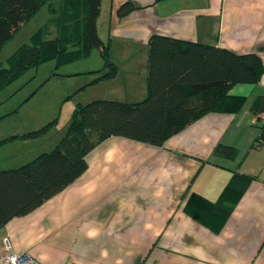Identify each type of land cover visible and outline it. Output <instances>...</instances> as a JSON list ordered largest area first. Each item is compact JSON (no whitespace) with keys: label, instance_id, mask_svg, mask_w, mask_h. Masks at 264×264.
<instances>
[{"label":"crops","instance_id":"obj_1","mask_svg":"<svg viewBox=\"0 0 264 264\" xmlns=\"http://www.w3.org/2000/svg\"><path fill=\"white\" fill-rule=\"evenodd\" d=\"M103 1L97 31L108 57L110 51L120 58L112 62L118 72L123 66L120 73H135L140 63L147 70L153 34L256 53L264 66V0H131L137 9L123 18L117 15L123 0H110L102 17ZM117 74L109 100L146 95L137 92L138 77ZM229 94L245 97L236 112L208 113L162 146L105 139L71 185L0 227V253L8 236L11 251L26 252L37 264H264V143L252 147L259 122L251 112L264 95V71L256 84H236ZM218 145L237 155H216ZM233 171L256 179L214 234L183 207L191 193L216 201Z\"/></svg>","mask_w":264,"mask_h":264},{"label":"trees","instance_id":"obj_2","mask_svg":"<svg viewBox=\"0 0 264 264\" xmlns=\"http://www.w3.org/2000/svg\"><path fill=\"white\" fill-rule=\"evenodd\" d=\"M158 1V0H156ZM48 0H0V49ZM101 0H60V12L52 23L55 36L42 40V27L0 65V88L24 70L53 60L69 63L98 49L109 69L95 81L115 76L107 59V45L97 31ZM137 7L123 0L117 10L123 18ZM41 34V35H40ZM264 71L256 53L231 50L153 34L148 40L146 97L137 102L95 99L76 108L65 135L50 153L26 164L0 170V227L15 217L29 214L44 201L63 191L86 170V155L109 137H123L162 146L172 135L211 112H236L245 100L229 90L236 84H256ZM251 112L259 122L252 147L264 143V95H258ZM42 128L31 132L36 135ZM214 153L234 158L237 150L218 145ZM255 176L233 171L219 198L209 202L191 193L183 207L193 220L218 234L235 204Z\"/></svg>","mask_w":264,"mask_h":264},{"label":"rangeland","instance_id":"obj_3","mask_svg":"<svg viewBox=\"0 0 264 264\" xmlns=\"http://www.w3.org/2000/svg\"><path fill=\"white\" fill-rule=\"evenodd\" d=\"M109 1H103L102 17L106 15ZM59 12L60 0H48L41 6L2 46L0 65L6 66V60L21 45L30 44L31 37L41 27L42 40L53 38L55 25L51 20ZM98 30L103 33V29ZM114 42L113 39L112 50ZM109 54L107 59L111 63L120 60L110 51ZM143 57L141 54L140 61ZM108 69L100 51L93 49L88 56L62 65L56 66L53 60L45 61L36 68L24 70L15 80L0 88V170L16 169L42 153H50L65 135L76 108L95 99H112L108 91L118 86L119 81L114 78L118 69L114 77L95 81ZM123 69L120 66L117 76L125 79L138 77L141 88L137 92L146 90V63L136 65L135 73H120ZM145 97L140 96L139 100L135 98L133 101H141ZM42 128L45 130L39 134L29 135Z\"/></svg>","mask_w":264,"mask_h":264},{"label":"built area","instance_id":"obj_4","mask_svg":"<svg viewBox=\"0 0 264 264\" xmlns=\"http://www.w3.org/2000/svg\"><path fill=\"white\" fill-rule=\"evenodd\" d=\"M264 119V114L261 115ZM3 253H0V264H37L26 252L15 253L8 236L3 237Z\"/></svg>","mask_w":264,"mask_h":264}]
</instances>
